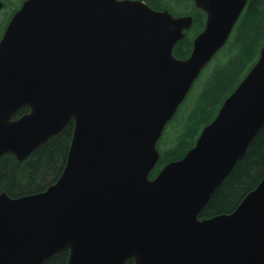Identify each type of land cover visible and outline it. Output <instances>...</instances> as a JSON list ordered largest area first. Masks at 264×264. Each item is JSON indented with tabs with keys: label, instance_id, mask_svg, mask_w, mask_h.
I'll use <instances>...</instances> for the list:
<instances>
[{
	"label": "water",
	"instance_id": "95a60500",
	"mask_svg": "<svg viewBox=\"0 0 264 264\" xmlns=\"http://www.w3.org/2000/svg\"><path fill=\"white\" fill-rule=\"evenodd\" d=\"M194 2L207 21L185 59L174 48L193 17L143 0H25L13 14L0 40V159L22 162L75 126L56 182L0 194V264L66 250L68 264H264V177L233 212L200 219L264 127V46L195 145L150 178L247 0Z\"/></svg>",
	"mask_w": 264,
	"mask_h": 264
},
{
	"label": "trees",
	"instance_id": "16d2710c",
	"mask_svg": "<svg viewBox=\"0 0 264 264\" xmlns=\"http://www.w3.org/2000/svg\"><path fill=\"white\" fill-rule=\"evenodd\" d=\"M145 1L149 4L155 1L154 3L157 5L171 8V11H174L169 3L171 0ZM263 25L264 0H250V8L244 16L234 44L235 56L228 60V64L223 69L218 70L215 79L206 89L189 121L183 124L181 133L176 141L177 145L170 152L171 159L165 164L158 163L151 172L150 178H155L169 162L182 159L195 145L197 140L183 152L188 145V141L193 139L194 134L197 133L199 125L209 120L212 109L218 103V98L220 97L219 89L231 78V71L235 67L237 68L238 65L247 64L250 61L248 40L252 37H258L261 34V29L264 28ZM195 35L193 33L192 36L188 35L187 38L181 40L182 46L190 50ZM29 111V108H23L16 118L27 114ZM213 119L206 125L212 122ZM74 126V121H72L61 134L50 139L22 162H19L12 154L3 156L0 159V194L6 193L11 197L34 194L46 190L51 184L56 182L67 163ZM263 177L264 127L249 146L245 156L216 190L208 205L201 212L200 219L233 212L242 200L260 184ZM68 262L69 251L66 250L48 259L43 264H68ZM125 264H134V260H129Z\"/></svg>",
	"mask_w": 264,
	"mask_h": 264
},
{
	"label": "rangeland",
	"instance_id": "374dc122",
	"mask_svg": "<svg viewBox=\"0 0 264 264\" xmlns=\"http://www.w3.org/2000/svg\"><path fill=\"white\" fill-rule=\"evenodd\" d=\"M1 1H4L6 5L0 11V40L5 32L9 20L25 0H1ZM169 3L172 9L175 10L174 11L175 13L176 12L179 13L180 11H185L190 8V4L186 3L185 0L183 1L171 0ZM240 27H241V22L237 24V26L233 30L226 45L215 55V57L212 59L209 65L204 69L198 80L195 82L190 93L188 94L185 102L181 105L180 109L178 110L175 118L166 127L162 135V138L158 144L161 153V159L159 162L160 164H165L166 162L169 161V159H171L170 152L171 150H173V148L175 149L177 145L176 141L181 133L183 124L189 121L190 116L195 111L206 89L215 79L218 70L223 69L224 66L228 64L229 62L228 60H230L233 56H235L236 51L234 48V44L236 42ZM248 44L250 45L249 46V56L251 57L250 61L247 64L238 65L237 68L235 67V69L231 71L232 73L231 78H229L228 81L219 89L220 97L218 98V103L212 109L209 120L199 125L197 133L194 134L193 139L188 141V145L183 150V152L186 151L191 146V144L197 140V137L201 133L202 129L218 113L223 101L229 96V94L233 90H235V88L244 79V77L251 70L255 62L258 60L260 50L264 46V28L261 29V34L258 37L250 38V40H248Z\"/></svg>",
	"mask_w": 264,
	"mask_h": 264
},
{
	"label": "flooded vegetation",
	"instance_id": "af4514ba",
	"mask_svg": "<svg viewBox=\"0 0 264 264\" xmlns=\"http://www.w3.org/2000/svg\"><path fill=\"white\" fill-rule=\"evenodd\" d=\"M176 1H183V0H176ZM145 2L150 7H152L155 10H160V11L169 10L175 17L192 16L193 17L192 27L188 31H186V37H184V39L187 38L188 35H191L192 36L193 33L196 34L194 36V38H195L205 28L206 21H207V14L202 9H199V8H197L195 6L194 0H185L186 3H189L190 4V8L187 9V10H185V11H180L179 13H177V12L175 13L174 12L175 10L174 11H171V9L168 8V7L166 8V7L161 6L159 4L157 5L156 3H154L155 1H152L150 4L147 1H145ZM249 8H250V0H247L246 4L244 6V9H243V11H242V13H241L238 21L235 24V27L240 22H241V25H242L244 16L248 12ZM191 10H194V11H191ZM235 27H234V29H235ZM194 38H193V40H194ZM193 40H192V47H191L190 50H187L186 47H183L182 46L181 42L180 43L178 42L175 45V48H174V55L176 57H178L179 59H185V58L189 57V55L191 54L192 49H193ZM176 54L179 55V56H177Z\"/></svg>",
	"mask_w": 264,
	"mask_h": 264
},
{
	"label": "bare ground",
	"instance_id": "6f19581e",
	"mask_svg": "<svg viewBox=\"0 0 264 264\" xmlns=\"http://www.w3.org/2000/svg\"><path fill=\"white\" fill-rule=\"evenodd\" d=\"M144 1V0H143ZM178 58V57H177Z\"/></svg>",
	"mask_w": 264,
	"mask_h": 264
}]
</instances>
